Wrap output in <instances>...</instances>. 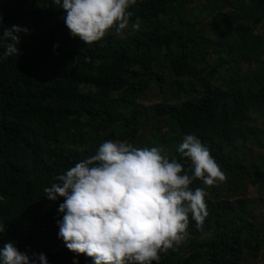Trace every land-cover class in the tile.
Returning <instances> with one entry per match:
<instances>
[{
    "label": "trees",
    "instance_id": "16d2710c",
    "mask_svg": "<svg viewBox=\"0 0 264 264\" xmlns=\"http://www.w3.org/2000/svg\"><path fill=\"white\" fill-rule=\"evenodd\" d=\"M129 10L138 30L84 44L52 0H0V29L29 30L19 54L0 60V249L14 242L47 264H92L58 238L63 198L50 201L43 189L106 140L157 147L190 168L176 149L191 134L228 181L191 182L206 192L207 215L197 226L189 214L185 239L159 264L258 258L264 221L243 193L248 181L264 192V158L246 164L238 152L249 142L264 148L253 117L264 114V0H136ZM154 87L162 102L145 108Z\"/></svg>",
    "mask_w": 264,
    "mask_h": 264
},
{
    "label": "clouds",
    "instance_id": "9594fccd",
    "mask_svg": "<svg viewBox=\"0 0 264 264\" xmlns=\"http://www.w3.org/2000/svg\"><path fill=\"white\" fill-rule=\"evenodd\" d=\"M52 2L63 10L70 35L92 44L109 31L119 35L128 28L129 9L136 0ZM139 26V20L130 25L132 30ZM21 34L28 35L29 30L15 24L0 29V60L19 54ZM176 151L187 158L190 168L182 170L180 162L157 147L106 140L94 155L57 175L43 192L50 201L63 198L56 223L65 247L90 257L92 264H159V253L185 239L189 214L197 226L207 215L206 192L200 187L190 189L191 182L199 179L212 186L225 180L194 135H184ZM4 230L0 225V232ZM0 264H47V259L43 253L30 256L18 251L14 242H7L0 249Z\"/></svg>",
    "mask_w": 264,
    "mask_h": 264
},
{
    "label": "rangeland",
    "instance_id": "374dc122",
    "mask_svg": "<svg viewBox=\"0 0 264 264\" xmlns=\"http://www.w3.org/2000/svg\"><path fill=\"white\" fill-rule=\"evenodd\" d=\"M161 102H162V98L156 87H154V89H152L151 91H147L144 94V98L141 101L143 107L145 108L151 105H156ZM253 117L255 118V122H257V128L259 129V139L261 140L262 143H264V114L260 115L258 113H253ZM149 129H151V126H149ZM163 131H165V129ZM141 132H140L141 133L140 141L146 145H149V140L151 138V135L148 133V130H144ZM238 153L239 156L245 159V162L243 163L246 164L261 163L262 159L264 158V148L259 146L256 142L247 143L244 147H241ZM227 181L228 179L225 178L224 181L219 182L218 188L223 189L222 186H224V184H226ZM228 197L231 200H234L236 198V195L229 193ZM243 197L248 198L253 203L252 206L254 207V212L256 217L260 221H264V192H260L257 186L251 185L250 182L248 181L243 193ZM205 235L210 236V233H207ZM241 264H264V251L261 252L258 258L255 259L251 258L244 260Z\"/></svg>",
    "mask_w": 264,
    "mask_h": 264
}]
</instances>
